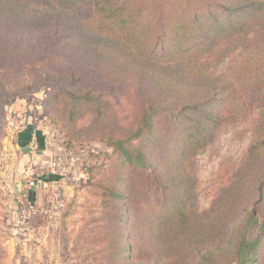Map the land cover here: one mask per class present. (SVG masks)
Segmentation results:
<instances>
[{"label":"trees","instance_id":"16d2710c","mask_svg":"<svg viewBox=\"0 0 264 264\" xmlns=\"http://www.w3.org/2000/svg\"><path fill=\"white\" fill-rule=\"evenodd\" d=\"M82 5L88 11L81 12ZM40 25L53 26L45 49L75 39L96 68L138 83L142 106L133 127L110 122L80 134L72 124L83 107L100 116L102 103L81 87L79 75L44 74L14 91L0 80V146L5 104L43 86L56 128L69 140L89 137L111 149L106 163L85 169L83 185L100 207L82 225L97 264H264V0H0V72L26 60L18 51L34 44L27 46L23 34ZM218 44L246 50L216 73L209 60ZM254 109L242 164L208 209L198 211L190 158L219 126L244 121ZM23 132V146L34 134L40 147L39 131L28 126ZM129 169L162 195L144 219L128 190Z\"/></svg>","mask_w":264,"mask_h":264},{"label":"rangeland","instance_id":"374dc122","mask_svg":"<svg viewBox=\"0 0 264 264\" xmlns=\"http://www.w3.org/2000/svg\"><path fill=\"white\" fill-rule=\"evenodd\" d=\"M88 9L86 5L80 7L81 12ZM52 28L40 25L23 34V42L34 47L18 51L26 57L18 67L0 72L4 88L21 89L44 74L79 75L81 87L91 89L102 108L101 115L96 116L94 107H83L72 124L73 130L83 134L110 122L133 127L142 106L136 96L137 80L129 76L115 78L96 68L80 55L75 39L63 40L57 47L45 49L43 44L52 37ZM223 47L218 44L214 48L209 70L222 72L228 57L246 50L244 46L232 51H225ZM48 92L49 88L41 86L25 99L5 104V134L0 146V264H97L95 247L82 225L99 215L100 207L83 185L85 169L91 164L106 163L104 155L111 149L89 137L69 140L55 127L46 110L44 99ZM54 105L60 109L58 102ZM257 111L254 109L244 121L219 126L213 140L190 158L192 167L188 176L194 183L192 205L198 211L208 209L242 164L251 143V124ZM28 126L39 131L40 147L37 141L26 142L25 146L16 144V135L24 133ZM125 173L131 179L127 186L137 215L144 219L148 212L155 210L162 195L158 188H148L138 171L129 169ZM256 173H260V168ZM255 178L252 172L247 179L249 194ZM28 180L39 182L25 188ZM138 244L141 246L142 242ZM162 263L159 259L156 261V264Z\"/></svg>","mask_w":264,"mask_h":264},{"label":"built area","instance_id":"2783aa9c","mask_svg":"<svg viewBox=\"0 0 264 264\" xmlns=\"http://www.w3.org/2000/svg\"><path fill=\"white\" fill-rule=\"evenodd\" d=\"M35 141H36L35 135L34 134H31V139L29 141V144L30 143H35ZM38 182H39L38 180H28V181H25L24 186H25V188H31L35 184H37Z\"/></svg>","mask_w":264,"mask_h":264},{"label":"crops","instance_id":"0c3cea01","mask_svg":"<svg viewBox=\"0 0 264 264\" xmlns=\"http://www.w3.org/2000/svg\"><path fill=\"white\" fill-rule=\"evenodd\" d=\"M24 131V130H23ZM23 135V133L21 132V134L19 133V135H16V144L17 145H22L23 146V144L24 143H22L23 142V139L21 138V136ZM20 140V141H19Z\"/></svg>","mask_w":264,"mask_h":264},{"label":"water","instance_id":"95a60500","mask_svg":"<svg viewBox=\"0 0 264 264\" xmlns=\"http://www.w3.org/2000/svg\"><path fill=\"white\" fill-rule=\"evenodd\" d=\"M17 189H18V183H17V185H16V191H17ZM18 192V191H17Z\"/></svg>","mask_w":264,"mask_h":264}]
</instances>
